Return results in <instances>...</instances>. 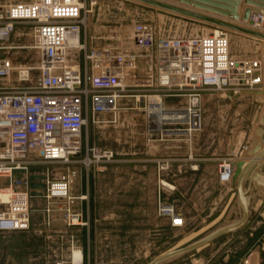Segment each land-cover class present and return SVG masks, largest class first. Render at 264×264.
Wrapping results in <instances>:
<instances>
[{
  "label": "built area",
  "instance_id": "built-area-1",
  "mask_svg": "<svg viewBox=\"0 0 264 264\" xmlns=\"http://www.w3.org/2000/svg\"><path fill=\"white\" fill-rule=\"evenodd\" d=\"M95 1L0 5V233L30 227L34 174L47 177L41 194L46 209L65 210L71 217L76 169L90 172L115 160L112 150L95 144L91 129L116 123L128 103L147 114L149 133L192 134L202 128L204 95L263 90L262 59L232 58L224 27L196 36L158 37L151 25L137 23L132 39L141 54L95 49L88 38ZM262 17L253 15L250 26L261 27ZM17 28L29 30L30 45L10 43ZM20 48L35 51L38 64L1 55ZM140 58L146 62L141 80L135 78ZM153 97L160 101L153 102ZM105 114L114 117L102 119ZM236 161H219L222 183L232 181ZM53 168L62 169L59 177L53 176ZM160 212L171 215L173 225L183 226L173 206L161 203Z\"/></svg>",
  "mask_w": 264,
  "mask_h": 264
},
{
  "label": "crops",
  "instance_id": "crops-1",
  "mask_svg": "<svg viewBox=\"0 0 264 264\" xmlns=\"http://www.w3.org/2000/svg\"><path fill=\"white\" fill-rule=\"evenodd\" d=\"M24 1L7 0L5 3ZM163 1L220 19L233 20L182 5L178 0ZM248 6L246 0H241L239 13L243 14ZM178 15L183 19L202 21ZM249 38H255L260 47H264L262 39L252 36ZM133 51L135 54L142 53L138 47ZM260 52L258 58L263 59ZM145 70L146 62L140 58L135 78H145ZM262 75L264 81V69ZM244 94L259 99V120L264 97ZM172 103L173 100L167 101L168 106ZM148 137V146L141 152L144 158L137 159L142 160L140 164L111 163L93 167L90 172L82 168L76 169L78 173L72 185L75 201L71 217L65 210L43 209L47 203L45 199L42 195H33L30 227L0 233V264H138L139 250H144L142 245L139 248L142 236L145 237L147 246L167 241L170 236L184 233L190 223L203 218L208 211L213 219L223 218L226 211L227 216L233 220L232 223L240 219V204L234 181H218V162L221 156L248 161L246 151L254 142L253 133L243 141H230L228 147H224V141V144L218 146L219 149L212 152L209 149L203 152L200 131L192 134H179L171 130L160 134L157 131L150 132ZM259 166L260 163L253 170L260 173L264 180V166L262 169ZM61 170L53 168V176L59 177ZM249 178L248 175L245 182L247 190ZM250 193H257V197L252 200L248 225L253 222L256 214L264 218V187L254 184ZM158 203L173 206L175 214L183 218V226L173 225L171 215L157 210ZM253 210L257 211L256 214ZM139 219H144L146 225L139 227ZM148 222H151V226L147 225ZM261 243L257 264H262L264 257V252L260 253L261 250L264 251V240ZM185 246L187 245L176 246L158 257ZM223 246L220 245L217 251ZM210 251V256H213V250ZM207 254H196L187 261L180 260L184 257L181 256L176 258L180 260L177 264H206L209 258ZM226 259L229 260L230 256ZM174 260L164 264H170ZM251 261L249 258L248 263Z\"/></svg>",
  "mask_w": 264,
  "mask_h": 264
},
{
  "label": "rangeland",
  "instance_id": "rangeland-1",
  "mask_svg": "<svg viewBox=\"0 0 264 264\" xmlns=\"http://www.w3.org/2000/svg\"><path fill=\"white\" fill-rule=\"evenodd\" d=\"M6 1L0 0V5H5ZM30 1L32 0H25L24 2ZM93 9L94 11L89 17L88 26V38L91 46L95 49H108L116 54L134 53L133 49L136 47L132 35L134 26L137 23L151 25L158 37L196 36L203 32H209L216 27H221L204 21L183 19L175 12L149 6L135 0H97ZM228 30L231 40L232 58L259 60L258 54L261 51L260 53L263 55L264 50V47H260L261 45L257 43L259 41H255V38L250 39L249 37L251 36L246 37L247 35L235 30ZM32 42L29 30L24 28H17L10 41L11 44L16 46L30 45ZM1 55L11 58L15 62H38V55L35 51L21 48L10 52L1 51ZM133 105H135L133 102L126 105L129 109L122 111L117 116L116 123L101 124L91 129L92 139L95 144L115 153L113 163L135 164L139 162L140 164L142 160L137 161V159L144 158V154L141 152H144L142 149H145L149 142L147 114L131 109ZM260 107L259 99L244 93L239 95L226 93L204 95L202 100V128L200 130L203 152L206 149L211 152L214 149H219L224 144V141V147H228L229 142L232 140L243 141L250 133L255 136L254 129L260 126V119L258 120L257 118L261 111ZM263 108L264 106H262ZM101 117L102 119L112 120L114 116L113 114H105ZM170 127H173V125H170ZM209 141L210 143L208 144L207 142ZM209 145L211 146L209 147ZM139 149L141 150L140 152ZM225 157L229 156H221L219 161ZM218 181L221 182L219 176ZM47 206L46 203L43 209H46ZM157 210L160 212L161 203H158ZM227 212H223V218L213 219L208 211L203 218L196 219L190 223L184 233L170 236L171 238L167 241L155 242L152 246L148 243L150 247L145 244V237L142 236L139 239V248L142 245L144 250H139L138 264H147L169 249H173L176 246L189 245L216 229L232 223L233 220L227 216ZM256 212L253 210V213L256 214ZM241 215V207H239V216L241 217ZM258 222H260V225H258ZM145 223L144 219H139V227L146 225ZM147 225L151 226V222H148ZM263 240L264 218L256 214L255 219L249 225L247 223L242 229L224 235L213 243L206 245L208 247L204 246L186 254L180 260L187 261L192 256L205 252L208 253L207 256L209 255L206 264H249V258L252 260L250 264H257V254L259 253V246L263 244L261 243ZM220 245L224 246L217 251ZM210 250H213V256H210ZM262 252L264 251L261 250L260 253L262 254ZM227 256H230L229 260L226 259ZM262 258V264H264V257ZM178 260L175 259L170 264H177L180 261Z\"/></svg>",
  "mask_w": 264,
  "mask_h": 264
},
{
  "label": "water",
  "instance_id": "water-1",
  "mask_svg": "<svg viewBox=\"0 0 264 264\" xmlns=\"http://www.w3.org/2000/svg\"><path fill=\"white\" fill-rule=\"evenodd\" d=\"M143 4L157 7L163 10L175 12L186 17L195 18L205 22H209L224 28L232 29L242 34L253 36L264 40V32H260L251 29L246 26H241L234 22H228L226 20L210 16L201 12H195L187 8L177 6L175 4L165 2L163 0H135ZM182 5L193 6L194 8L201 9L205 12L222 16L224 18H231L234 21H240L241 23H250L253 15L264 16V1L260 0H246V4L249 6L245 9L243 14L239 13V5L241 0H178ZM264 62V50L262 55ZM250 94L263 96L264 89L249 92ZM246 157L249 160H238L235 163V173L233 177L234 186L238 194V203L241 207L242 215L237 222L231 223L226 226H222L205 237L185 246L180 249L171 251L163 256H160L152 260L149 264H164L167 261L176 259L186 254L192 253L210 243H213L218 238L233 233L242 229L250 220L251 217V204L252 200L257 197V193H250L253 190L254 184L258 187H264V180L262 175L258 172H254V167L259 166L262 169L264 166V108L260 117V126L255 130V139L249 150L246 151ZM253 170V171H252ZM44 170H38L43 172ZM248 179V190L245 189V182ZM47 177L44 174H34L31 176V189L32 195H41L46 188Z\"/></svg>",
  "mask_w": 264,
  "mask_h": 264
},
{
  "label": "bare ground",
  "instance_id": "bare-ground-1",
  "mask_svg": "<svg viewBox=\"0 0 264 264\" xmlns=\"http://www.w3.org/2000/svg\"><path fill=\"white\" fill-rule=\"evenodd\" d=\"M228 19V18H227ZM224 20V19H223ZM226 21H228V22H234V23H236V24H239V25H241V26H246V27H249V28H251V29H254V30H257V31H260V32H263V30H264V18L262 17V21L260 22V24L262 23V26L260 27L259 25H257V26H255V27H252V26H250V24L248 23V24H246V23H241L240 21H234V20H226ZM227 29V28H226ZM204 31H206L205 29H204ZM211 31H213V30H211ZM211 31H209V32H211ZM204 33H208V32H204ZM122 39V38H121ZM73 40L71 39V42H72ZM122 43H123V41H122ZM125 43V42H124ZM132 48V47H131ZM137 48V47H136ZM262 62V61H261ZM38 64V63H37ZM262 70H263V67H262ZM263 76V75H262ZM263 86V85H262ZM263 89H264V86H263ZM151 100L153 101V102H159L160 101V99L158 98V97H153V98H151ZM155 109L156 108H153L151 111H154V112H157V111H155ZM237 162V161H236Z\"/></svg>",
  "mask_w": 264,
  "mask_h": 264
}]
</instances>
